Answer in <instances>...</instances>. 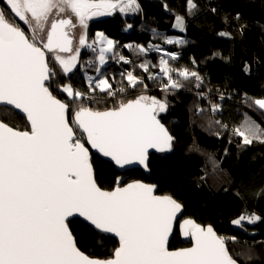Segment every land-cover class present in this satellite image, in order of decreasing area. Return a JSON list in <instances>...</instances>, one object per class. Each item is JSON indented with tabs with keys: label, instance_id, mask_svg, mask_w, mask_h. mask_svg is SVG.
<instances>
[{
	"label": "snow or ice",
	"instance_id": "obj_1",
	"mask_svg": "<svg viewBox=\"0 0 264 264\" xmlns=\"http://www.w3.org/2000/svg\"><path fill=\"white\" fill-rule=\"evenodd\" d=\"M3 4L0 110L25 114L30 130L14 129L0 120V264H237L223 237L211 226L201 227L192 220L180 226L192 246L169 250V236L182 206L171 196L156 195L155 186L140 182L120 186L118 180L113 190H102L94 177L90 150L70 126L69 105L57 99L46 83L56 72L45 49L56 53L65 74L73 70L80 55L79 49L67 58L58 54L73 52L68 29L75 25L70 18L50 20L54 12L59 16L70 11L87 29L92 17L138 9L136 0H3ZM188 5L195 7L192 0ZM13 14L28 26L31 36L10 22ZM181 24L177 17V25ZM95 42L101 45L99 61L104 64L114 42L103 33H97ZM79 45L91 47L86 34L80 36ZM120 59L128 63L123 56ZM141 67L148 71L147 64ZM160 71L168 77L165 90L182 87L172 78L167 60L161 59ZM178 75L200 80L196 72L186 69ZM127 79L133 87L140 82L131 72ZM96 87L106 91L111 85L100 80ZM62 91L73 100L82 97L70 86ZM254 103L264 109V99ZM218 109L213 105L214 112ZM166 110V102L141 95L108 111L80 107L73 123L86 134L92 149L119 167L133 163L147 167L149 149L171 150L173 137L157 118ZM235 133L244 144L254 139L264 143V131L258 126L245 125ZM72 217H82L99 232L118 237L113 257L100 260L81 252L69 228ZM245 220L253 224L261 217L241 215L233 224L242 226Z\"/></svg>",
	"mask_w": 264,
	"mask_h": 264
},
{
	"label": "trees",
	"instance_id": "obj_2",
	"mask_svg": "<svg viewBox=\"0 0 264 264\" xmlns=\"http://www.w3.org/2000/svg\"><path fill=\"white\" fill-rule=\"evenodd\" d=\"M137 2L139 12L116 11L89 23L91 47H84L78 66L67 75L48 59L56 72L49 81L50 91L69 105L70 123L82 142L85 135L73 123L80 107L111 110L141 95L166 102L167 110L158 117L172 134V147L151 156L150 176L140 169L121 173L95 154L91 163L98 186L111 191L118 180L120 186L151 183L157 194L171 196L184 207L182 221L213 227L238 264H264V143L254 139L244 144L235 133L245 125L264 131V109L254 103L264 99V0H192L194 8L188 0ZM178 16L184 19V31L175 29ZM10 19L15 21L13 15ZM23 29L30 33L26 25ZM100 31L114 40L115 47L102 68L97 45L91 43ZM161 59L168 61L172 78L182 87L164 89L168 77L160 71ZM185 69L196 72L200 80L180 77L179 71ZM129 72L140 81L135 87L129 84ZM100 80L111 87L101 91L96 87ZM66 85L82 97H68L62 91ZM213 105L219 106L218 111L212 110ZM0 120L17 130L18 125L30 130L27 118L17 113L0 110ZM253 213L261 220L233 224L241 215ZM69 228L79 249L90 257L109 259L119 246L79 218L71 220ZM190 246L177 227L169 250Z\"/></svg>",
	"mask_w": 264,
	"mask_h": 264
},
{
	"label": "rangeland",
	"instance_id": "obj_3",
	"mask_svg": "<svg viewBox=\"0 0 264 264\" xmlns=\"http://www.w3.org/2000/svg\"><path fill=\"white\" fill-rule=\"evenodd\" d=\"M136 5H138L137 3H136ZM138 7H139V5H138ZM137 9H135V10H129V11H127V12H124L125 14H128V15H132L135 11H136ZM12 17V16H11ZM178 17H180L181 18V20H182V24L181 25H177V18H176V21H175V23H176V25H175V29L176 30H178V31H184L185 30V22H184V19L181 17V16H178ZM13 18L15 19V21L14 22H16V23H18L19 24V26L21 27V28H23L21 25L23 24V25H25L23 22H20V21H18V18H15L14 17V14H13ZM59 18H70V19H72L73 20V23H74V25H75V27H73V28H71V30L73 31V35H74V37H75V47H74V50H73V52H71V53H58L60 56H62V57H65V58H67V57H69V56H71V55H74L75 54V51H76V49H79V52H80V55H81V53H83V51L86 49V48H84V47H81L80 45H79V38H80V36L81 35H84V34H86V36H87V30H88V24L90 23V21H91V19L93 18H91V19H89L88 21H87V29H83L80 25H79V22H78V20L75 18V16L73 15V14H71V12L70 11H66L65 13H61L59 16H56L55 15V12L53 13V15L50 17V20L51 19H59ZM10 21H11V19H10ZM27 26V25H26ZM28 27V26H27ZM30 31V30H29ZM97 33H103V35L105 36V37H107V39H109V40H112L113 42H114V40L112 39V38H110V37H108L104 32H102V31H100V32H97ZM97 33H96V35H95V37L96 38H93L92 40H91V43H93V42H95L96 40H97ZM30 35H31V32H30ZM77 38V39H76ZM87 42H88V38H87ZM97 42H95V44H96ZM73 44H74V42H73ZM97 44H99V43H97ZM100 47H101V45L99 44V47L98 46H95L94 47V49L96 50V52H99L100 51ZM115 48V47H114ZM114 48H113V50L112 51H109V52H106L105 53V63L104 64H101L100 63V61L98 60V62H99V66L102 68V66H105V65H107V63H108V55H111L112 53H113V51H114ZM55 55H56V53H49L48 54V57H49V61H51V62H53L54 64H56V66H57V64H59L58 63V61H56L55 60ZM80 55H79V57H78V59H77V61H76V65H75V67L76 66H78V64H79V61H80ZM98 59H99V53H98ZM74 67V68H75ZM73 68V69H74ZM68 74V73H67ZM66 74V75H67ZM66 86H69V85H66ZM3 118V117H2ZM12 123V125H14L15 127L17 126L16 125V123H14L13 121L11 122ZM8 124V123H7ZM9 126H10V124H8ZM17 129V128H16ZM18 129L20 130H22V127H20L19 125H18ZM23 130H26V129H23ZM22 130V131H23ZM82 141H83V139H82ZM185 220H190V219H185ZM183 222L184 221H182L181 223H180V225H179V228H180V226L183 224ZM180 234H181V237H182V239H187V240H190V238H188V237H185L183 234H182V231H181V228H180Z\"/></svg>",
	"mask_w": 264,
	"mask_h": 264
},
{
	"label": "water",
	"instance_id": "obj_4",
	"mask_svg": "<svg viewBox=\"0 0 264 264\" xmlns=\"http://www.w3.org/2000/svg\"><path fill=\"white\" fill-rule=\"evenodd\" d=\"M72 40H73V38H71ZM45 53H46V57H47V59H48V54L50 53V52H47V50L45 49ZM51 54V53H50ZM48 63H49V61H48ZM50 64V63H49ZM50 66V65H49ZM51 68V67H50ZM50 81V80H49ZM49 81H47L46 83L49 85ZM58 99V98H57ZM112 110V109H111ZM16 113H17V115H20V116H23V117H26V115L25 114H23V113H20L18 110H14ZM94 111V110H93ZM104 111H108V110H104ZM102 112V111H101ZM69 113V112H68ZM158 119H159V117H157ZM68 119H69V114H68ZM160 120V119H159ZM161 123H162V121H160ZM69 123H70V119H69ZM29 124V123H28ZM163 124V123H162ZM164 125V124H163ZM70 126H72L73 128H74V126L73 125H71V123H70ZM166 128V127H165ZM15 129V128H14ZM19 130V129H18ZM75 130V129H74ZM168 131V130H167ZM81 133H82V131H80ZM168 133H169V135H171L172 136V134L168 131ZM82 135H85V145H86V147H88L89 148V150H90V158L92 159V155H98V156H100L104 161H108L109 163H111L113 166H115V169L116 170H118L119 172H121V173H125V172H128L129 170H142L144 173H145V175H147V176H150V168H149V166H150V159H151V156L152 155H154V154H156V155H160L161 153H164V152H158V151H156L155 149H149V151H148V158H147V161H146V165H147V167H145V165H142V164H139V163H133V164H130V165H125L123 168H121V167H119L118 165H116L115 164V162L114 161H111V159L110 158H108V157H104V156H102L100 153H98V152H96V150L95 149H92L91 148V146L90 145H88L87 143H86V134H84V133H82ZM76 136L78 137V135L76 134ZM173 140V139H172ZM166 152H168V151H166ZM93 173H94V177H95V171H94V167H93ZM95 180H96V178H95ZM135 182H140V183H143V184H147V185H153V184H148V183H146V182H144V181H135ZM96 183H97V180H96ZM129 183H133V182H129ZM98 185V184H97ZM127 185V184H126ZM126 185H124V186H126ZM153 186H155V185H153ZM102 189V188H101ZM103 190V189H102ZM157 187L155 186V194L156 195H159V194H157ZM109 191V190H108ZM161 196V195H160ZM162 196H164V195H162ZM174 199V198H173ZM175 200V199H174ZM178 202V201H177ZM179 203V202H178ZM180 204V203H179ZM181 205V204H180ZM182 206V205H181ZM184 216V207L182 206V208H181V211L180 212H178L177 213V216H176V220L174 221V223H173V230H172V233H171V235L169 236V241H168V247H169V245H170V242L172 241V238L174 237V234H175V232H176V230H177V227H178V225H179V223H180V221L184 218L183 217ZM76 218H79L80 220H82V221H84L86 224L88 223L89 225H90V223L89 222H87V221H85L82 217H72V218H69L70 219V221L71 220H74V219H76ZM91 226V225H90ZM96 232H99L98 230H96L93 226H91ZM208 227V226H207ZM206 228V227H205ZM213 228V227H212ZM213 230L215 231V229L213 228ZM216 232V231H215ZM101 233V232H100ZM217 233V232H216ZM103 235H105V236H108V237H112V238H114L117 242H119L118 241V237H115V235L114 234H105V233H102ZM218 235V234H217ZM219 236V235H218ZM74 237V236H73ZM75 239V238H74ZM225 243H226V241H225ZM76 245H77V243H76ZM192 246V245H191ZM190 246V247H191ZM226 246H227V244H226ZM78 247V246H77ZM228 248V247H227ZM78 249H79V247H78ZM80 250V249H79ZM228 250H229V248H228ZM81 251V250H80ZM82 252V251H81ZM229 254H230V252H229ZM86 255V254H85ZM88 256V255H87ZM90 257V256H89ZM90 258H94V257H90ZM112 258V257H111ZM95 259H98V258H95ZM100 260H105V259H101L100 258ZM238 264V263H237Z\"/></svg>",
	"mask_w": 264,
	"mask_h": 264
},
{
	"label": "crops",
	"instance_id": "obj_5",
	"mask_svg": "<svg viewBox=\"0 0 264 264\" xmlns=\"http://www.w3.org/2000/svg\"><path fill=\"white\" fill-rule=\"evenodd\" d=\"M136 3L139 5V3L137 2V0H136ZM139 9H140V5H139V7H138V9L135 11V12H139ZM118 11V10H117ZM116 11H114L113 12V14L115 13ZM119 13H121L120 11H118ZM134 12V13H135ZM113 14H111V15H105V16H95V17H93L92 19H91V21H94V20H100L101 18H106V17H110V16H112ZM123 14H125V13H123ZM128 15V14H127ZM90 21V22H91ZM89 25V24H88ZM22 26H23V24H22ZM25 26V25H24ZM24 26H23V28H24ZM69 31H72L71 30V28L69 29ZM69 37L70 38H73V40H72V42H74V44L72 43V48H73V50H74V47H75V37H74V35H73V31H72V33L70 32L69 33ZM87 37V36H86ZM88 38V37H87ZM77 39V38H76ZM96 45L99 47V44H97L96 43ZM86 47V46H85Z\"/></svg>",
	"mask_w": 264,
	"mask_h": 264
},
{
	"label": "clouds",
	"instance_id": "obj_6",
	"mask_svg": "<svg viewBox=\"0 0 264 264\" xmlns=\"http://www.w3.org/2000/svg\"><path fill=\"white\" fill-rule=\"evenodd\" d=\"M25 31H26V30H25ZM26 34H28L29 36H31L30 33H28V32H26ZM48 59H49V57H48Z\"/></svg>",
	"mask_w": 264,
	"mask_h": 264
},
{
	"label": "bare ground",
	"instance_id": "obj_7",
	"mask_svg": "<svg viewBox=\"0 0 264 264\" xmlns=\"http://www.w3.org/2000/svg\"><path fill=\"white\" fill-rule=\"evenodd\" d=\"M182 222V220L180 221V223ZM180 223H179V225H180ZM179 225H178V228H179Z\"/></svg>",
	"mask_w": 264,
	"mask_h": 264
},
{
	"label": "flooded vegetation",
	"instance_id": "obj_8",
	"mask_svg": "<svg viewBox=\"0 0 264 264\" xmlns=\"http://www.w3.org/2000/svg\"><path fill=\"white\" fill-rule=\"evenodd\" d=\"M68 32H69V33H70V32L72 33V31H69V29H68Z\"/></svg>",
	"mask_w": 264,
	"mask_h": 264
}]
</instances>
